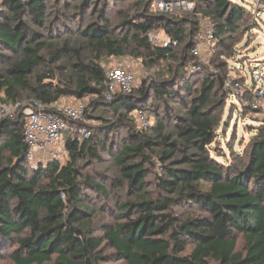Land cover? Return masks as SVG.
<instances>
[{"label":"trees","instance_id":"trees-1","mask_svg":"<svg viewBox=\"0 0 264 264\" xmlns=\"http://www.w3.org/2000/svg\"><path fill=\"white\" fill-rule=\"evenodd\" d=\"M93 1L55 14L48 0L1 1L0 103L52 104L89 95L90 108L109 109L113 116L88 125V138L67 136L65 162L34 167L26 156L22 109L0 121V257L7 253L11 264H264V123L231 163L211 153L218 152L213 143L225 127L230 100L225 81L238 54L234 39L255 14L236 0H196L215 23L216 71L188 74L189 63L197 61L191 49L198 19L159 11L156 0H115L132 5L120 36L97 15L90 22L81 19ZM152 29L165 30L180 45L154 47L148 38ZM129 45L149 65L164 61L166 70L107 101L103 57H121ZM65 55L70 70L59 65L56 81L53 70H44ZM158 104L162 111L155 123L139 128L137 111ZM101 152L113 158L116 175L83 172V159L101 163ZM151 174L153 189L147 186ZM118 189L131 196L118 203L116 218L103 222L97 234L94 205L110 208ZM186 206L192 210L177 211ZM107 246L112 251L105 254Z\"/></svg>","mask_w":264,"mask_h":264},{"label":"rangeland","instance_id":"rangeland-1","mask_svg":"<svg viewBox=\"0 0 264 264\" xmlns=\"http://www.w3.org/2000/svg\"><path fill=\"white\" fill-rule=\"evenodd\" d=\"M0 0V4H1ZM82 0H48V6L50 11H55L51 13H56L58 10L64 11L65 13L69 12H76L79 10V4ZM194 2V8L192 10H178L174 12H170L175 16H186V17H194L199 21V27L204 21H207L209 18L208 15L204 14L200 9L197 7L196 0H190ZM238 3H241L248 9H250L255 16L252 17L251 15L247 16L249 22L243 28V31L239 34L238 38L234 39V43H237L238 47V54L235 59H231L232 68L239 65V70L242 75L247 78L249 84L253 83L251 77V69L253 67L259 66L264 70V2H257V0H236ZM105 2V3H104ZM158 7V3L154 5V8ZM260 8V9H259ZM132 9V5L129 4V1H125L124 3L115 1V0H94L92 3L88 4L85 7V14L83 19L84 22H90L92 17L97 15V19L102 23H109L112 27H114L118 33V35L122 36L125 32V27L121 25L123 20L125 19L126 14ZM53 14V15H54ZM52 15V17H53ZM102 18H101V17ZM100 17V18H99ZM108 20H105V18ZM249 27L248 29H245ZM80 40H78V44ZM218 44V43H217ZM216 44V45H217ZM215 45V46H216ZM216 48V47H215ZM215 48L212 49L205 57L201 59H197L195 62L189 63L187 66V73L193 74L200 71H216L214 65L211 63V57L214 54ZM138 52L141 51L135 49V45H129L125 54L121 57L117 56H107L103 57V65L105 69L111 64H124L134 70L137 71L139 80H138V88L143 84L145 80L151 81L155 80L157 77L158 72L160 69H165L163 66L164 61L159 63L158 65H149L146 62V57L138 56ZM85 54L91 56L90 51H85ZM70 55H65L64 57L60 58L59 61L55 65L48 66L44 71H48L49 69L53 70L56 73V81L60 78V69L58 68L59 65L64 67V70H70L69 64ZM174 64V62H171ZM194 65H196V69L193 70L192 73L189 72V69ZM166 70V69H165ZM233 74V71L231 72ZM75 98V97H74ZM92 97L85 96L82 99L88 110L87 120L88 125L96 126L99 123H102L101 119L98 117H112L113 112L106 109V113L103 112L104 108L100 111H96L90 108V102ZM189 99V98H188ZM153 101L152 99L150 100ZM158 103V102H155ZM22 106L12 110L10 112L11 115L16 114L18 111L23 109L25 105L29 104V101L22 102ZM10 105V104H7ZM178 107V106H176ZM243 106L240 100L235 96L231 95L228 105H226L224 112H223V120L225 127L220 129L218 140L213 143L214 146L218 149V152L215 150H211L212 155L215 156L221 162L224 163H231L234 157L244 155L247 151L249 146V141L252 137L258 133L259 127L261 126V122L253 119L250 115H242ZM109 111V112H107ZM162 108L161 104L156 105L153 110H147V120L148 126L153 125L155 123L156 114L161 113ZM137 123L139 128L147 129L148 126L143 127L139 122L137 117ZM223 126V125H222ZM125 131V130H124ZM66 132L64 135L66 136ZM88 138V137H87ZM107 142V141H106ZM105 142V143H106ZM101 155L104 158L103 162H92L90 163L87 158H84L82 163V170L84 173L91 172L93 175H96L97 171L107 173L109 175H116L117 168L114 165L113 158L108 156L105 152H101ZM69 157V156H68ZM68 158H62L61 161L65 162ZM155 162V170L158 172L162 171V167H160V163L157 158L154 159ZM154 179V174H151L148 178V188L153 189L154 185L152 181ZM88 193L89 190H88ZM131 193L126 189H118L116 193H113L111 201H110V208H103L97 206L96 204L94 207L99 208V211L96 215H94V220L98 225L97 234H101L100 225L106 221H113L115 217V210L117 208L118 203L121 201L129 199ZM100 204V202H98ZM192 207H179L177 211H191ZM239 247L243 245V241L241 235L239 236L238 241ZM111 249L107 246L104 250L105 254L111 253ZM0 264H11L7 253L4 256L0 257ZM108 264H125L124 261H116L111 260Z\"/></svg>","mask_w":264,"mask_h":264},{"label":"built area","instance_id":"built-area-1","mask_svg":"<svg viewBox=\"0 0 264 264\" xmlns=\"http://www.w3.org/2000/svg\"><path fill=\"white\" fill-rule=\"evenodd\" d=\"M156 2L158 7L155 8L165 13L189 11L194 8V2L190 0H156L155 4ZM209 18L197 30L195 44L191 49V54L201 60L212 51L218 40L215 23L211 17ZM148 38L154 47L159 48H176L181 43L179 38L162 29H152L148 33ZM235 68L232 70L233 74L226 79L225 88L230 92V97L235 95L240 100L243 110H246L248 115L264 123V70L259 66L253 67L251 69L253 83L249 84L247 78L240 73L239 65ZM195 69L196 65L192 66L189 72L192 73ZM105 71L104 97L107 101L138 86L137 71L124 64H111ZM22 105L21 101L10 105L0 103V121L5 117H13L15 114L11 115L10 112ZM86 109V104L74 97H65L52 104L33 100L23 107L21 111L25 115L24 136L28 144L26 156L32 167L54 159L68 158L67 136H77L82 140L91 135V128L86 124L88 123ZM137 117L143 127L148 126L146 112L138 110Z\"/></svg>","mask_w":264,"mask_h":264}]
</instances>
